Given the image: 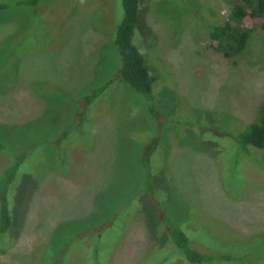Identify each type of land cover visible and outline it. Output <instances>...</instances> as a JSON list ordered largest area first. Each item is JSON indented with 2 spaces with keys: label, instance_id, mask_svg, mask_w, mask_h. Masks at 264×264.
I'll use <instances>...</instances> for the list:
<instances>
[{
  "label": "rangeland",
  "instance_id": "374dc122",
  "mask_svg": "<svg viewBox=\"0 0 264 264\" xmlns=\"http://www.w3.org/2000/svg\"><path fill=\"white\" fill-rule=\"evenodd\" d=\"M24 1L0 0V179L26 155L0 264H188L160 209L196 251L227 258L206 264H264V151L238 141L264 103V34L234 60L207 37L245 0L139 1L132 41L155 79L150 100L112 82L120 0ZM101 89L78 132V101Z\"/></svg>",
  "mask_w": 264,
  "mask_h": 264
},
{
  "label": "trees",
  "instance_id": "16d2710c",
  "mask_svg": "<svg viewBox=\"0 0 264 264\" xmlns=\"http://www.w3.org/2000/svg\"><path fill=\"white\" fill-rule=\"evenodd\" d=\"M39 1L40 0H26L23 3L28 6H34ZM139 1L140 0H120L122 17L113 34V43L120 58V68L113 77L112 82L120 80L134 92L150 100L152 97V85L155 79L148 72L144 55L132 41L140 7ZM211 28V31L207 34L210 48L223 58L234 60L244 53L249 44L251 34L255 29L264 34V0H245L244 4H233L229 16ZM102 90L103 89L93 91L90 95L78 101L80 109L73 124L74 126H72L78 130V132L80 131L82 122L85 121L83 117L86 116L90 104ZM147 113L154 121L159 135L161 127L165 123V119L151 104L148 106ZM65 135L66 133L55 143L59 144V141L65 137ZM158 135L151 139L149 144L144 147L143 156L144 160L146 159L147 162L151 153L155 151L160 137ZM238 141L243 151L249 147L264 151V103L259 107L257 120L249 124L243 130L238 137ZM2 149L3 146L0 144V150ZM25 156L24 152L16 154L14 162L6 175L0 179L1 233L5 232L10 226V216L7 207L8 188L13 182L20 165L24 162ZM149 178H151L150 174ZM158 220L161 222L160 225L166 230V234L171 243L178 248L180 257L184 259L186 263L206 264L215 259H227L223 256L217 257L212 254L196 251L193 246H197V243L191 239L190 232L183 229V227H177L162 209L159 211ZM111 225L112 223L102 224L94 229L91 235L99 236L105 233ZM95 254L94 252L92 256L94 257ZM52 264H60V258H55Z\"/></svg>",
  "mask_w": 264,
  "mask_h": 264
}]
</instances>
